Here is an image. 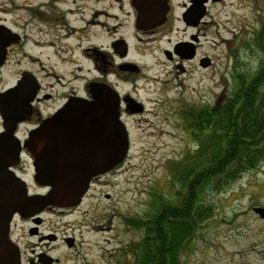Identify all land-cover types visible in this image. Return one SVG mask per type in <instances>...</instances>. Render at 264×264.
I'll list each match as a JSON object with an SVG mask.
<instances>
[{"label":"flooded vegetation","instance_id":"flooded-vegetation-1","mask_svg":"<svg viewBox=\"0 0 264 264\" xmlns=\"http://www.w3.org/2000/svg\"><path fill=\"white\" fill-rule=\"evenodd\" d=\"M137 1L0 0V82L11 78V82L0 87V95L10 91L7 100L13 106L16 124L10 136L12 140L5 137L8 141L5 143L3 134L8 132L10 123L5 121L0 111L1 203L6 198L4 188L11 181L13 184L15 177L25 182L29 195L49 191L48 187L39 185L35 180V159L27 144L31 132L71 99L92 100L93 84L104 83L118 92L121 118L128 128L127 117L143 115L147 110L137 95L138 78H146L153 68V64L142 65L137 57L154 55L161 42L167 40L170 43V36L182 31L179 39L161 48L163 57L173 64L172 69H163L158 73H177L179 81L171 84L177 88V84L184 85L181 78L189 72V67L204 71L212 66V57L199 52L201 31L210 24L211 9L226 0H167L165 15L155 14L145 18L140 9L141 3ZM111 23L114 24L113 33ZM126 27L131 30L129 36L127 32H120ZM106 28L105 36L113 34L112 39L106 47H98L94 42L95 30ZM166 65L164 63V68ZM72 80L82 81V84L67 87ZM125 82H131L133 90H124L122 84ZM58 85L69 89L61 92L56 90ZM60 96L62 101L55 106L54 101ZM221 97L222 94L215 96L211 104L219 105ZM14 100L18 103L17 107ZM205 104L206 101L200 99L192 102L200 108ZM125 160L114 169L93 177L79 206L65 209L48 207L32 217L16 213L8 235H0V248L7 255V262L11 244L19 248L20 264H66L75 261L53 254L57 248L54 244L61 241L69 250L76 249L77 256H80L85 242L76 235L67 234L60 238L54 231L46 233L43 226L47 221L43 215L50 213L63 217V214L75 211L90 194L109 184V175L117 174ZM61 227L66 231L74 225L69 223ZM18 229H22L23 233H18Z\"/></svg>","mask_w":264,"mask_h":264},{"label":"rangeland","instance_id":"rangeland-1","mask_svg":"<svg viewBox=\"0 0 264 264\" xmlns=\"http://www.w3.org/2000/svg\"><path fill=\"white\" fill-rule=\"evenodd\" d=\"M210 13V24L201 31L199 52L212 57V66L204 71L189 67V72L181 78L184 85L177 84V88L171 86L179 81L177 73H158L172 69L173 64L163 57L161 48L179 39L182 31L172 34L170 43L161 42L154 55L137 57L142 65L153 64V68L146 78H138L137 95L145 103L146 112L125 119L130 132V151L124 165L117 174L109 175V184L90 194L75 211L63 217L43 215L47 221L43 226L46 233L54 231L60 238L76 235L85 242L80 256L76 249L69 250L61 241L54 244L57 248L53 254L75 260L66 264H115L119 250L141 237L140 231L130 229L125 217L145 215L155 193L174 192L172 164H179L198 146L184 128L180 111L185 103L198 99L213 103L219 94L224 100L234 85L236 70L251 76L259 69L262 53L256 38L264 32V0H226L214 6ZM130 31L129 27L120 29L128 36ZM106 33L107 28L95 30L96 46L106 47L113 35L106 37ZM164 63H167L165 68ZM9 82L11 78L1 80L0 87ZM81 84L82 81L72 80L67 87ZM122 88L133 90L134 87L131 82H125ZM68 89L56 87L61 92ZM61 101L62 97H58L54 105ZM207 197L214 214L196 232L182 263L264 264V218L254 211L256 207H264V164L248 171L225 190L207 193ZM69 223L74 227L65 231L61 226ZM80 223L83 226L79 227ZM18 233L23 230L18 229Z\"/></svg>","mask_w":264,"mask_h":264},{"label":"trees","instance_id":"trees-1","mask_svg":"<svg viewBox=\"0 0 264 264\" xmlns=\"http://www.w3.org/2000/svg\"><path fill=\"white\" fill-rule=\"evenodd\" d=\"M256 45L262 53L259 69L251 76L236 70L234 85L219 105L185 103L184 128L198 146L172 164L174 192L155 193L145 215L125 217L141 237L119 250L115 264H183L196 232L214 214L207 193L225 190L264 164L263 31Z\"/></svg>","mask_w":264,"mask_h":264},{"label":"water","instance_id":"water-1","mask_svg":"<svg viewBox=\"0 0 264 264\" xmlns=\"http://www.w3.org/2000/svg\"><path fill=\"white\" fill-rule=\"evenodd\" d=\"M137 2L141 3L144 18L166 14L167 0ZM93 85L92 100L71 99L31 132L27 144L35 159V180L39 185L48 187L49 191L29 195L25 182L15 177L14 183L11 181L4 188L6 198L3 203L0 202V235H8L16 213L32 217L48 207L65 209L79 206L92 178L114 169L127 158L130 139L128 128L121 118L120 96L107 84ZM9 94L10 91H7L0 95V111L5 121L10 123L8 132L3 134L5 143L8 142L5 137L10 138L16 126L13 106L7 100ZM13 103L18 106L15 100ZM18 154L19 151L16 156ZM254 211L264 218V207H256ZM8 251L9 262L0 248V264H20L19 248L11 244Z\"/></svg>","mask_w":264,"mask_h":264}]
</instances>
